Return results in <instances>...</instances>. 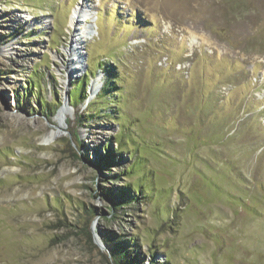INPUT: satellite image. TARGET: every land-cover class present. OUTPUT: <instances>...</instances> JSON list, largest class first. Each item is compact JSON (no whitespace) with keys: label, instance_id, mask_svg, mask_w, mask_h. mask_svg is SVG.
Returning a JSON list of instances; mask_svg holds the SVG:
<instances>
[{"label":"rangeland","instance_id":"obj_1","mask_svg":"<svg viewBox=\"0 0 264 264\" xmlns=\"http://www.w3.org/2000/svg\"><path fill=\"white\" fill-rule=\"evenodd\" d=\"M122 243L264 264V0H0V264H124Z\"/></svg>","mask_w":264,"mask_h":264},{"label":"bare ground","instance_id":"obj_2","mask_svg":"<svg viewBox=\"0 0 264 264\" xmlns=\"http://www.w3.org/2000/svg\"><path fill=\"white\" fill-rule=\"evenodd\" d=\"M94 23H96V17L93 13V9L85 1L79 2V4L72 11L70 16L69 24L72 30H74L75 43H73V57H72V67L70 70L69 77H76L79 72L84 68L86 57L84 54V47L87 41L93 39L97 32L96 27L94 28ZM70 79V78H69ZM72 79V78H71ZM99 79L94 81L91 86V94H95L100 87ZM56 137L55 133L48 136V139H54Z\"/></svg>","mask_w":264,"mask_h":264},{"label":"trees","instance_id":"obj_3","mask_svg":"<svg viewBox=\"0 0 264 264\" xmlns=\"http://www.w3.org/2000/svg\"><path fill=\"white\" fill-rule=\"evenodd\" d=\"M31 85H32V83L31 84H28V86L29 87H31ZM85 86H88V83L87 82H85V85L84 84H82V86H81V88H77V90H78V92L79 93H83L84 92V88H85ZM32 89V88H31ZM33 95H35L36 93L34 92V91H32L31 92ZM104 94V93H103ZM83 100H85L84 99V97H83ZM72 103L74 102V101H76V99H74V98H72ZM41 106L43 107L44 106V104L41 102ZM106 150V149H105ZM108 151V150H107ZM106 164H107V166H109L110 165V163L109 162H106ZM122 246H124V244L122 243V244H119L118 245V249H117V251L115 252V256H116V258H118V260H119V262H123L124 264H133V262H134V259H132V257H130L127 253H122ZM121 250V251H120ZM118 254H120V255H118ZM120 257V258H119ZM115 258V257H114ZM117 260V259H116Z\"/></svg>","mask_w":264,"mask_h":264},{"label":"water","instance_id":"obj_4","mask_svg":"<svg viewBox=\"0 0 264 264\" xmlns=\"http://www.w3.org/2000/svg\"><path fill=\"white\" fill-rule=\"evenodd\" d=\"M96 244L100 247L102 251H105L104 246L98 240L96 241Z\"/></svg>","mask_w":264,"mask_h":264}]
</instances>
